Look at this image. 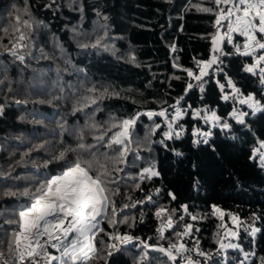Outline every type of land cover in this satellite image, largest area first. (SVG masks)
Returning <instances> with one entry per match:
<instances>
[{
  "label": "trees",
  "instance_id": "trees-1",
  "mask_svg": "<svg viewBox=\"0 0 264 264\" xmlns=\"http://www.w3.org/2000/svg\"><path fill=\"white\" fill-rule=\"evenodd\" d=\"M49 4L52 6L48 7ZM196 5L213 7L210 0H55L54 4L52 0H27V3L26 0H0V79L4 80L0 84V105L3 106L0 115V190L13 185L22 189L59 174L63 162L43 166L50 153L61 150L59 125L65 124L69 131L83 127L87 119L85 113L93 110L95 121L101 124L112 117L122 120L138 112H158L164 108L172 114L171 105L183 96L177 105L179 108L188 105L199 108L207 104L220 115L231 111V101L220 99L215 83L217 79L223 82V74L213 73L212 69L205 77L204 93L196 88L184 94L190 78L182 69L190 68L196 72V60L210 59L212 37L217 32L214 27L216 17L198 11ZM25 7L31 18L42 24H34L30 47L21 63L5 52L4 46L11 47L10 40H14L11 26L16 23L15 16L19 14L23 19H30L23 13ZM5 28H9V33L4 32ZM233 35L235 43H243V37L237 39L236 34ZM98 39L100 44L93 47ZM223 50L232 53L221 58L224 71L245 93L259 92L258 77L242 71L243 64L251 62L250 58L236 54L232 44L226 41ZM174 64L180 67H174ZM5 68L7 71L3 72ZM176 76L181 79H175ZM93 87L99 92L107 88L118 95L102 97L97 104L73 113L77 101L88 95L87 90ZM99 92L91 95H99ZM236 107L241 106L236 104ZM243 110L250 112L246 106ZM246 120L249 128L233 122L231 135L235 139L226 137L219 129H212L214 135L209 143L216 149L213 152L209 145L193 147L192 127L207 130V126L202 121H195L191 114L184 116L179 121L187 130L183 138L166 142L169 149L184 153L177 157L158 143L165 130L163 118L140 116L132 137V147L137 151L129 153L127 166L120 165L124 168L119 173L120 193L114 197L117 208L122 209L116 219L127 216L133 220L130 225L117 224L116 227H110L107 221L101 223V227L106 226L105 232L129 234L139 240L120 245L121 251L108 258V264H172L163 253L144 249L140 241L167 248L169 242H176L174 233L182 231L184 223L192 224L193 230L192 235L183 237L181 242L192 248L198 240L201 250L213 254L207 264H239L244 259L243 253L235 249L216 254L217 241L224 236V228L220 225L231 226L229 213L240 222L236 242L245 252L256 253L245 264H259V257L264 256V169L249 156L257 139L264 140V115H249ZM153 121L161 123V128L150 137L157 143L149 144L145 137ZM85 136L87 143H94L92 135L86 132ZM63 139L66 145L76 146L74 136L67 132ZM42 143H46L47 151L41 149L32 151L30 156L23 155L33 145ZM136 155L140 159H136ZM67 158L72 160L75 154L68 153ZM152 162L160 171V177L145 180L139 189L135 188L127 177L136 176L141 168ZM193 164L197 165L195 172ZM194 178L200 181L196 187ZM157 188L161 192L153 194L154 203L123 207L143 200ZM169 191L175 193L176 200L167 196ZM27 203L24 197L0 196V240L11 230L5 220ZM181 205H188L189 212L200 218L193 221L183 213ZM212 205L225 213L223 221L211 214ZM159 207L176 210L173 213L176 227L166 229L164 239H160L156 231L164 223L163 218L155 215ZM253 214L258 219L253 220ZM181 215L184 216L182 222L179 221ZM251 227L261 231L251 236ZM101 240L107 242L104 232L96 238L97 247H101ZM184 255H191L205 264L204 258L195 252ZM91 264H104V261L93 260ZM176 264L183 262L178 258Z\"/></svg>",
  "mask_w": 264,
  "mask_h": 264
},
{
  "label": "snow or ice",
  "instance_id": "snow-or-ice-1",
  "mask_svg": "<svg viewBox=\"0 0 264 264\" xmlns=\"http://www.w3.org/2000/svg\"><path fill=\"white\" fill-rule=\"evenodd\" d=\"M52 3L54 4L55 0H52ZM210 3L213 7L204 8L200 5L195 7L198 11L212 13L216 17L214 27H216L217 32L212 37L213 55L206 61L196 60L198 70L196 72L190 68L182 69L190 78L186 82L184 94L187 95L190 90L196 88L204 93L207 83L205 77L209 76L208 70L212 69L213 73L223 74V82L217 79L215 83L219 89L220 99L226 102L231 101V111L227 112L226 115H220L207 104L199 108H192L191 105L186 108H179L177 105L183 100V96H181L175 104L171 105L174 115H171L168 109L164 108L158 112H138L122 120L112 117L109 121L101 124L95 121V110H93L92 113H85L87 119L83 127L69 131L65 124H60L61 138L58 144L61 146V150L50 153L49 159L44 161L43 166L47 167L48 164L63 162L62 171L22 189L13 185L12 187L5 186L0 190V196L24 197L28 200L26 205L19 207L18 211H13L10 218L5 220L11 230L6 233L5 239L0 240V264H91L93 260H103L104 264H108V258L121 251L120 245L130 243L134 239L139 240L138 237L129 234L105 232L100 225L104 221H107L110 227H116L117 224L130 225V221L133 220L132 217L127 216L120 220L116 219L118 211H122V209L117 208L114 197L120 193L121 178L119 173L124 171L120 165L127 166L129 153L137 151L132 147V137L137 120L141 115H146L149 119L154 116L164 118L165 130L162 132V138L158 143L172 151L177 157H182L184 153L175 148L169 149L166 142L183 138L187 130L185 125L179 121L186 115L191 114L195 121H202L207 126V130L195 125L192 127L193 147H199L201 144L209 145L213 152H216V149L214 145L209 143L214 135L212 129H219L226 137L235 139V136L231 135L234 129L233 122L243 128H249L246 117L255 116L257 113L264 115V0H210ZM51 6V4L48 5V7ZM13 9L17 11L15 6ZM23 13L28 15L30 19H23L19 14L15 16L16 23L11 26V34L14 36V40H10L11 47L4 46V51L21 63L24 62L25 55L28 53L31 30L34 24H42V22L31 18V13L27 7L23 9ZM221 29L224 30L223 33H221ZM4 32L9 33V28H5ZM17 33L18 35H16ZM233 34H236L237 39L243 37V43H235ZM224 40L228 44H232L236 54L250 58L251 62L244 63L242 71L258 77L261 85L259 92L245 93L237 86V82L233 80L232 76L224 71L221 57L232 54L217 47L218 43ZM99 44L100 40L98 39L92 46L95 47ZM82 46L86 47L87 45ZM172 50L175 51L174 46H172ZM41 53L43 54V49H41ZM173 66L180 67L179 64ZM6 71V68L3 69V72ZM174 78L181 79L180 76ZM2 83L4 80L0 79V84ZM9 91H11V87H9ZM87 92L88 95L82 96L77 101L73 113L83 111L92 104H97V101L102 97L118 95V93L109 92L107 88L99 92L93 87ZM97 92L99 95H91ZM236 104L241 107H236ZM243 106H246L250 112L243 110ZM2 114L3 106L0 105V115ZM160 128L161 124L153 121V126L149 129L148 136L145 137L149 144L157 143V141H151L150 137ZM65 132L74 136L77 141L75 147L65 144L63 139ZM86 132L92 135L94 143L86 142ZM41 149L48 150L46 143L33 145L23 155L27 157L32 151H40ZM149 151H151L150 147ZM68 153H74L75 158L68 160ZM136 159H140V157L136 155ZM249 159L257 162L258 166L264 169V140L257 139L256 145L251 149ZM192 168L195 172L197 165L193 164ZM160 175L155 162H152L147 167L141 168L136 176H129L127 179H130L134 187L139 189L140 184L145 180L151 181L153 178H159ZM199 183V179L194 178V187L198 186ZM160 192L161 189L157 188L154 193L147 194L143 200L135 201L130 205L125 204L123 207L134 208L137 204L154 203L153 194L159 195ZM167 196L173 201L176 200L174 192L169 191ZM128 199L131 200V197L129 196ZM180 207L183 213L190 216L193 221L200 218L189 212L188 205H181ZM175 211V209L167 207L157 208L156 217L164 220V223L156 230L160 239H164L166 229L176 227L173 220ZM211 214L217 215L221 221L225 215L216 205H212ZM228 215L232 221L237 224L240 223L236 216L230 213ZM252 219L256 220L258 217L253 214ZM183 220L184 216L181 215L179 221L182 222ZM220 227L224 228V236L217 241L219 245L216 250L217 255L229 248L235 249L243 253L244 259L240 260L239 264H245L249 257L256 255L255 251L245 252L238 243H224V238L229 236L238 238L239 233L223 223ZM192 230V224L184 223L183 230L174 233L177 238L176 242H169L167 248L162 245H150L145 241H140V244L143 245L144 249L152 248L163 253L172 264H176L178 258L182 260L183 264H201L191 255H184L190 252H195L197 256L203 257L205 264H207L213 259V254L201 250L198 240L194 242L192 248H188L186 243L181 242L183 237L192 235ZM245 231L247 232L248 229ZM260 231V228L251 227L249 234L255 236ZM101 232L107 236V242L101 240V247H97L96 238ZM101 253L104 254L101 255ZM146 255L145 252L144 256ZM143 258L142 256L141 259ZM259 264H264V256L259 257Z\"/></svg>",
  "mask_w": 264,
  "mask_h": 264
},
{
  "label": "rangeland",
  "instance_id": "rangeland-1",
  "mask_svg": "<svg viewBox=\"0 0 264 264\" xmlns=\"http://www.w3.org/2000/svg\"><path fill=\"white\" fill-rule=\"evenodd\" d=\"M175 113L174 112H172V114L171 115H174ZM163 122H164V118H163ZM161 124V123H160ZM103 223H105V221L103 222ZM100 227H101V225H100ZM106 227V226H105ZM105 227L103 228V226L101 227V228H103V229H105ZM237 227H238V224L236 223V222H234V221H231V226L230 227H228V228H230V229H232V230H234V231H237ZM229 242H231V243H237L236 242V238H233V237H227V239H226V241L224 242V243H229ZM52 251H54V250H52Z\"/></svg>",
  "mask_w": 264,
  "mask_h": 264
},
{
  "label": "crops",
  "instance_id": "crops-1",
  "mask_svg": "<svg viewBox=\"0 0 264 264\" xmlns=\"http://www.w3.org/2000/svg\"><path fill=\"white\" fill-rule=\"evenodd\" d=\"M223 31H224V30H223V29H221V33H223ZM225 41H226V40H224V41H220V42L218 43L217 47H219V48H222V49H223Z\"/></svg>",
  "mask_w": 264,
  "mask_h": 264
},
{
  "label": "built area",
  "instance_id": "built-area-1",
  "mask_svg": "<svg viewBox=\"0 0 264 264\" xmlns=\"http://www.w3.org/2000/svg\"><path fill=\"white\" fill-rule=\"evenodd\" d=\"M213 55V54H212ZM222 58V57H221Z\"/></svg>",
  "mask_w": 264,
  "mask_h": 264
}]
</instances>
